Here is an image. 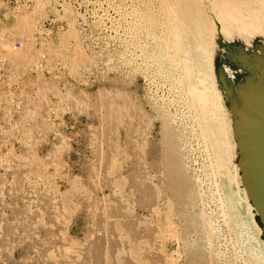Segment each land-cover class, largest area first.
I'll return each instance as SVG.
<instances>
[{
  "label": "rangeland",
  "instance_id": "obj_1",
  "mask_svg": "<svg viewBox=\"0 0 264 264\" xmlns=\"http://www.w3.org/2000/svg\"><path fill=\"white\" fill-rule=\"evenodd\" d=\"M185 2L188 14L168 0L167 23L154 19L166 37L87 42L82 54H99L104 70L72 73V102L56 105V134L40 137L38 152L5 154L0 264H264L211 58L238 28L214 0ZM242 15L248 56H263V19Z\"/></svg>",
  "mask_w": 264,
  "mask_h": 264
},
{
  "label": "built area",
  "instance_id": "obj_2",
  "mask_svg": "<svg viewBox=\"0 0 264 264\" xmlns=\"http://www.w3.org/2000/svg\"><path fill=\"white\" fill-rule=\"evenodd\" d=\"M165 7L166 0H0V168L10 166L5 154L20 161L39 151L40 137L56 134V105L72 102L73 72L104 70L99 54L74 57V40L83 52L90 41L166 37L153 23ZM69 26L74 37L65 35Z\"/></svg>",
  "mask_w": 264,
  "mask_h": 264
},
{
  "label": "water",
  "instance_id": "obj_3",
  "mask_svg": "<svg viewBox=\"0 0 264 264\" xmlns=\"http://www.w3.org/2000/svg\"><path fill=\"white\" fill-rule=\"evenodd\" d=\"M221 46L226 58L248 72L237 73L233 80L220 75L219 83L233 112L236 166L264 237V56H232L228 45Z\"/></svg>",
  "mask_w": 264,
  "mask_h": 264
},
{
  "label": "bare ground",
  "instance_id": "obj_4",
  "mask_svg": "<svg viewBox=\"0 0 264 264\" xmlns=\"http://www.w3.org/2000/svg\"><path fill=\"white\" fill-rule=\"evenodd\" d=\"M177 1V0H176ZM208 1V0H207ZM209 3V2H208ZM211 3V2H210ZM202 4V3H201ZM214 4L215 5H213L212 4V6H214L213 8H215V7H217L218 9H219V15H221L223 18H224V20H225V22L226 21H228V22H226V26L228 27V29H230L229 27H231V28H234L235 26H233L232 27V25H230V24H236L237 26V28L238 29H236V34L235 35H237V36H232V35H234V33L233 32H231L232 34H231V36H230V39L229 38H227V41L228 40H230V41H228V42H226V43H228L229 45V50H230V52H231V54H232V56H245V57H247V58H256L257 56H259V55H252L251 57L250 56H248V52L250 51H248V48H246L247 46H246V43H245V41L247 42L248 40H244L245 38L243 37V35L241 34V35H239L238 34V30H240L239 28L241 27L240 25H238V24H240L241 23V15L243 14V12H242V8H245V10H247V11H245V12H247V13H245L244 12V14H247V15H245V17L246 16H249V15H251V16H253V17H251V20L252 21H254V24L256 23L255 22V18L257 17H259V19H263V21H262V24H261V26H260V29H261V34L263 35V38H264V9H262V7L264 6V0H214ZM177 5V7H175V8H179V10H180V8H187V5H186V2L184 3V0H179V4H176ZM209 5V4H208ZM259 6H260V8H259ZM170 7V6H169ZM190 8V7H189ZM210 8V7H209ZM167 9H168V0H166V7H165V15H166V23H167ZM185 10V11H184ZM184 10H180L181 12L182 11H184V12H186V10L187 9H184ZM189 11H191V10H189ZM211 11V10H210ZM218 12V11H217ZM182 14V13H181ZM186 14H188V12H186ZM186 14H184V16L186 15ZM192 14V12L190 13V15ZM202 14V13H201ZM218 14V13H217ZM216 14V15H217ZM201 16V15H200ZM199 16V17H200ZM208 16V15H207ZM212 16H213V13H212ZM243 16V18L245 19V17H244V15H242ZM193 17V16H192ZM210 17V16H209ZM255 17V18H254ZM179 18H180V16H179ZM191 18V17H190ZM198 18V17H197ZM203 18V17H202ZM249 18V17H248ZM247 18V19H248ZM171 19H173V20H175V17L174 16H172V18ZM184 19H186V18H184ZM188 19V18H187ZM193 19V18H192ZM204 19V18H203ZM243 19V20H244ZM246 19V21H248V20H250V19H248L247 20ZM181 20V19H180ZM179 20V21H180ZM194 20V19H193ZM197 20V19H196ZM210 21H211V19H209ZM218 20V19H217ZM220 20V19H219ZM222 20V19H221ZM249 21V22H247V24H249L250 23V25H251V23H252V21ZM245 21V20H244ZM246 21H245V23H246ZM176 22V21H175ZM183 22V21H182ZM199 22V21H198ZM201 22V21H200ZM205 22V21H204ZM203 22V23H204ZM261 22V21H260ZM186 24H187V21L185 22ZM194 23V22H193ZM193 23H191V24H193ZM196 23L197 22H195V25H196ZM208 23V22H207ZM244 23V22H243ZM257 23H259V21H258V19H257ZM188 24H190V23H188ZM188 24H187V26H188ZM205 24V23H204ZM215 24V23H214ZM222 24V26L224 27V25H223V23H221ZM253 24V23H252ZM253 24V25H254ZM260 24V23H259ZM181 25V24H180ZM194 25V24H193ZM202 25V24H201ZM207 25V24H206ZM219 25H220V23H219ZM242 25V24H241ZM249 25V26H250ZM252 25V26H253ZM256 25V24H255ZM258 25V24H257ZM182 26V25H181ZM181 26H179V27H181ZM192 26V25H191ZM197 27H198V25H196ZM195 26V28H197ZM212 26H213V24H212ZM221 26V25H220ZM248 26V25H247ZM186 27V26H185ZM189 27H190V25H189ZM206 27V26H205ZM210 27V26H209ZM208 27V28H209ZM223 27H220V29L222 28L223 29ZM226 27V28H227ZM243 27V26H242ZM245 27V26H244ZM256 27H258V26H256ZM199 28H200V26H199ZM198 28V29H199ZM207 28V27H206ZM246 28V27H245ZM171 29H173V28H171ZM186 29H188V28H186ZM193 29V28H192ZM192 29H191V32H192ZM213 29V28H212ZM220 29H219V31H220ZM228 29H224V31H227ZM234 29V30H235ZM253 30H254V27L252 28ZM182 30H184L183 28H182ZM232 30V29H231ZM171 31V30H170ZM258 31V30H257ZM172 32H173V30H172ZM175 32V31H174ZM174 32H173V34H174ZM190 32V33H191ZM208 32V31H207ZM211 32V31H210ZM209 32V33H210ZM228 32V31H227ZM243 32V30L240 32L239 31V33H242ZM247 32H249V30L247 31ZM186 33V32H185ZM189 33V34H190ZM204 33V32H203ZM219 33H221V32H219ZM250 33V32H249ZM251 33H253L252 31H251ZM251 33H250V35H251ZM181 34H183V31L181 32ZM187 34V33H186ZM193 33H191V35H192ZM210 34H212V32L210 33ZM246 33H244V35H245ZM65 35H70V36H72V37H74L75 36V31L72 29V27L71 26H69L68 27V29L66 30V34ZM175 35V34H174ZM174 35H173V37H174ZM198 35V34H197ZM221 35H222V37H223V34L221 33ZM203 36V35H202ZM224 36L225 37H227V34H224ZM246 36V35H245ZM172 37V38H173ZM207 37V36H206ZM209 37V36H208ZM248 37V36H247ZM257 37V36H256ZM160 38V37H159ZM158 38V39H159ZM182 38H183V36H182ZM249 38V37H248ZM258 38V37H257ZM263 38H260V39H263ZM206 39V38H205ZM259 39V38H258ZM171 40V39H170ZM182 40H184V38L182 39ZM195 40V39H194ZM197 40V39H196ZM200 40H201V38H200ZM226 40V39H225ZM250 41H251V39H250ZM174 42V41H173ZM196 42H198V41H196ZM209 42H210V40H209ZM186 42L184 41V44H185ZM201 43H202V41H201ZM208 43V42H207ZM245 43V44H244ZM250 43V42H249ZM255 43H257V42H255ZM181 44H183V42L181 43ZM188 44H189V41H188ZM203 44V43H202ZM209 44H211V43H209ZM208 44V45H209ZM214 45H215V42L213 43ZM72 48H71V54L74 56V57H76V58H80V57H82V52H81V48H80V45H79V43L77 42V41H73L72 42ZM192 45V44H191ZM200 45V44H199ZM206 45L207 44H205V47H206ZM250 45L251 46H249V47H252L253 48V46H255V44H253V46H252V43H250ZM64 46V45H63ZM63 46H62V48H63ZM216 46V45H215ZM215 46H213L214 48H215ZM192 47V46H191ZM209 46H207V48H208ZM217 47V46H216ZM62 48H60V49H62ZM173 48V47H172ZM199 48V47H198ZM197 48V49H198ZM255 48H256V46H255ZM259 49H260V46L258 47ZM262 48H263V46H262ZM57 49V51H56V53H61L60 52V49H58V48H56ZM64 49H66L65 48V46H64ZM184 49H186V48H184V45H183V50ZM187 49H189L188 51H190V47H187ZM195 49V48H194ZM211 49V48H210ZM218 49V48H217ZM254 49V48H253ZM264 49V48H263ZM221 50V49H220ZM220 50H218V51H220ZM254 50H257V49H254ZM178 51V50H177ZM181 51V50H180ZM194 51V50H193ZM202 51H203V49H202ZM214 51V50H213ZM222 52V51H221ZM226 52V51H225ZM225 52H222V53H217V54H211V58H212V60H213V62H214V65H215V78H216V80L219 82V76L220 75H223L224 77H227V78H229L230 80H233L234 79V76H236V74L238 73H240V74H242V75H247L248 74V72L246 71V70H241L240 68H238L233 62H231V60H229L228 58H226L225 56H224V54H225ZM177 53V52H176ZM214 53V52H213ZM252 53V52H251ZM256 53V52H255ZM263 53V52H262ZM187 54H189V53H187ZM177 55V54H176ZM179 56V55H178ZM264 56V55H263ZM182 57V56H181ZM180 57V58H181ZM178 58V57H177ZM191 58V57H190ZM210 58V59H211ZM182 59V58H181ZM197 59V58H196ZM179 60V59H178ZM185 60V59H184ZM204 61V60H203ZM208 61V60H207ZM180 62V61H179ZM212 62V61H211ZM210 62V63H211ZM182 63V62H181ZM184 64L185 63H183V66H184ZM206 64V63H205ZM204 65V64H203ZM206 65H208V64H206ZM201 66V65H200ZM226 67V70H224V68L223 67ZM189 67V66H188ZM210 67V66H209ZM213 67V66H212ZM211 67V68H212ZM184 68V67H183ZM186 68V67H185ZM184 70V69H183ZM188 70V69H187ZM186 73H188V72H186ZM193 73V72H192ZM212 73V72H211ZM213 74V73H212ZM190 77V76H189ZM197 77V76H196ZM187 77H185L184 79H186ZM197 79H198V77H197ZM187 80H188V78H187ZM186 81V80H185ZM215 81V80H214ZM187 82V81H186ZM189 82V81H188ZM191 82H192V80H191ZM191 82H189L190 84H193V83H191ZM215 83V82H214ZM189 84V85H190ZM212 84V83H211ZM194 85V84H193ZM201 85V84H200ZM196 87H197V85H196ZM200 87V86H199ZM190 88V87H189ZM193 88V87H192ZM219 88V87H218ZM221 88H222V86H221ZM198 89V88H197ZM191 91V90H190ZM195 92H194V94L196 93V90H194ZM202 92H203V90H201ZM200 91V92H201ZM222 91H223V93L225 94V91H224V89L222 88ZM202 92H201V94H202ZM191 93V92H190ZM192 93H193V91H192ZM196 95H198V93L196 94ZM207 96H208V93L206 94ZM194 96V95H193ZM199 97H200V95H198ZM225 96H227L226 94H225ZM197 97V96H196ZM195 97V98H196ZM199 97H198V99H199ZM203 97V96H202ZM228 97V96H227ZM194 98V99H195ZM212 98V97H211ZM200 101V100H199ZM198 101V102H199ZM107 104H113V100H112V98H110V100L108 101V102H106ZM204 103H206V102H204ZM204 103H203V105H204ZM209 103V102H208ZM199 104H201V103H199ZM198 105V104H197ZM202 105V106H203ZM207 105V104H206ZM205 105V106H206ZM199 106V105H198ZM218 106V105H217ZM230 107V106H229ZM199 108H200V106H199ZM206 108H208V106L206 107ZM206 110V109H205ZM209 111L211 110V108L210 109H208ZM214 110V109H213ZM212 111V110H211ZM210 111V112H211ZM231 111H232V109H231ZM204 112V111H203ZM209 112V113H210ZM205 113V112H204ZM206 113H208L207 112V110H206ZM209 115V114H208ZM232 115H233V112H232ZM208 117V116H207ZM219 118V117H218ZM205 121H206V119H205ZM208 122V121H207ZM204 128V127H203ZM208 128H211V127H209L208 126ZM207 128V129H208ZM232 129V128H231ZM207 131V130H206ZM213 131H214V129H213ZM234 131V130H233ZM223 136V135H222ZM218 146V145H217ZM216 148V147H215ZM219 148V147H218ZM217 153V152H216ZM226 157V156H225ZM226 160V159H225ZM216 161V160H215ZM233 162V161H232ZM220 165V164H219ZM244 188V187H243ZM243 198V197H242Z\"/></svg>",
  "mask_w": 264,
  "mask_h": 264
}]
</instances>
